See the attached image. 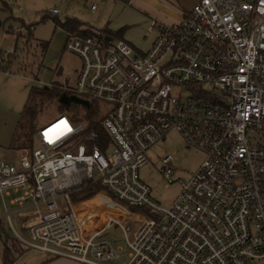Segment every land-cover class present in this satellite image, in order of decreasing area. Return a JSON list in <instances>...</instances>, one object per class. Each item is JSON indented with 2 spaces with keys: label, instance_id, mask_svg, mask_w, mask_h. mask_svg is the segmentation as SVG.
Returning <instances> with one entry per match:
<instances>
[{
  "label": "built area",
  "instance_id": "built-area-1",
  "mask_svg": "<svg viewBox=\"0 0 264 264\" xmlns=\"http://www.w3.org/2000/svg\"><path fill=\"white\" fill-rule=\"evenodd\" d=\"M149 30L143 52L107 34L67 35L65 50L81 59L70 95L109 105L93 126L60 114L39 127L38 147L0 159L11 237L51 258L107 264L123 253L103 237L116 223L121 264H264V0H196ZM171 130L204 157L178 180L173 157L162 158L179 187L162 206L139 169ZM88 181L102 191L76 206L71 195Z\"/></svg>",
  "mask_w": 264,
  "mask_h": 264
},
{
  "label": "rangeland",
  "instance_id": "rangeland-1",
  "mask_svg": "<svg viewBox=\"0 0 264 264\" xmlns=\"http://www.w3.org/2000/svg\"><path fill=\"white\" fill-rule=\"evenodd\" d=\"M92 4L96 5L95 10L91 9ZM53 8L58 9L59 14H50V10ZM123 13L120 14V7L115 6L113 0L104 2L100 0H0L1 160L14 162L17 160V153L25 152L24 149L15 151L10 147V143L28 90L31 87L51 88L53 83H58L62 85V88L66 85L68 88L64 87L63 89L69 91L76 84L81 68V59L77 54L65 50L67 33L59 24L67 16H78L85 23L93 25L95 29L107 25V28L112 29L113 36L126 39L138 49H146L150 34L145 26H128L118 34L116 33L122 28L119 24H122ZM150 18L155 19L154 17L148 19L151 20ZM145 38L147 39L145 40ZM44 42L48 43L46 50H43L42 43ZM183 92L185 93V91ZM42 100L39 127L60 114L73 118V114H86L88 110L82 104L72 102L65 104L60 100V97H42ZM89 103L97 112L87 114L95 119L101 118L109 105L100 100H90ZM35 147H38L37 137H35ZM25 149L29 150V148ZM166 155L173 157L171 178L174 180L187 178L199 166L204 157L200 150L187 146L183 137L175 130L167 132L163 139L146 151L147 162L140 167L139 173L151 187L153 198L162 206L169 205L179 190L176 183L169 184L163 176L162 158ZM93 196L94 194L79 199L73 194L71 199L78 206L81 200L84 201ZM2 210L0 203V222L4 227V233L7 232L11 237L12 233ZM11 216L13 226L19 229L16 214L12 213ZM130 224L136 228L138 222L131 221ZM103 237L121 247L123 252L120 260L107 264H121L128 253L122 230L116 223H113L104 231ZM4 240V235H0V264H7L4 262L3 256ZM9 245L13 249L18 248L14 242L9 241ZM17 252L21 251L18 249ZM23 254L10 264H32L36 258L40 259L44 256L31 251ZM12 255L14 256L15 253ZM55 259V264H82L64 257L51 260Z\"/></svg>",
  "mask_w": 264,
  "mask_h": 264
},
{
  "label": "trees",
  "instance_id": "trees-1",
  "mask_svg": "<svg viewBox=\"0 0 264 264\" xmlns=\"http://www.w3.org/2000/svg\"><path fill=\"white\" fill-rule=\"evenodd\" d=\"M59 25L66 31L67 35L69 33L85 35V36L101 35V34H107L109 36L113 35L112 34L113 31L108 29L107 27H103L99 30L98 29L95 30L93 29V27L87 26L86 23L82 22L81 20L75 17H66L65 20ZM121 30L116 31V33L118 34ZM47 44H48L47 42L42 43L43 50H46ZM63 88L62 85L58 83H53L51 88L31 87L28 90L27 98L25 100L23 108L19 113L15 132L13 134L10 143L11 148H13L14 150H19L25 148L32 149L34 147L35 137L37 136V132L39 129V119L42 112V103H43L42 97H61L63 95L65 96L70 95V91L65 90ZM87 109L88 112L86 111V114H82V115L73 114V118L78 121H83V120L87 121L88 119L91 121L90 123L88 122V126H93V124L96 122V119L93 118L92 116L89 117L87 113L89 112L95 113L97 111L94 109L93 105L91 104L90 107ZM98 191H102V187H100L96 183L88 181L82 186V188L78 192L73 194L76 195V197H79V199L82 198L84 199L93 195ZM8 248L9 247L5 243L4 257L6 259H7L6 251L8 250ZM6 262L11 263V261L8 260H6Z\"/></svg>",
  "mask_w": 264,
  "mask_h": 264
},
{
  "label": "crops",
  "instance_id": "crops-1",
  "mask_svg": "<svg viewBox=\"0 0 264 264\" xmlns=\"http://www.w3.org/2000/svg\"><path fill=\"white\" fill-rule=\"evenodd\" d=\"M100 1L104 2L105 0H100ZM113 1H114L115 6L120 7V14H121V12L123 13V11H124L123 16H122V24H119V26H122V28H120L119 30L127 28L128 26L130 27V26H134V25H140V26L143 25L148 29V34H150V38H148L146 49H144V50H142L140 48L138 49L136 46H134L131 42L128 41L134 47L135 50L140 51V52H143L150 47V45L153 41L154 35H155L154 32H150V30H149V22H150V20L148 19L149 17H154L155 19L163 21L165 23L176 22V21H179L180 19H182L183 15L187 11H189L196 3V0H127V1L126 0H113ZM67 17H75V18H78L79 20L82 21V19H80L78 16H67ZM82 22H84V21H82ZM130 23H133V24H130ZM86 25L93 27V25H91L89 23H86ZM106 26H104V27H106ZM101 28H103V27H101ZM101 28L95 29L93 27V29H95V30H97V29L99 30ZM108 29L112 30L111 28H108ZM119 38H121V37H119ZM146 39L147 38H145V40ZM15 151H17V150H15ZM113 210H115L117 212L116 213L114 211L115 212L114 214H116L117 216L119 215L120 218H124L127 216V214H129V211L127 210L126 207H124V205L123 206L119 205V208L113 207ZM1 229H2L3 233L0 235H4V239H5L4 240L3 256L5 253V243L9 247L8 250L6 251L7 259L4 257L5 263H7L6 260L11 261V263H13L20 255H22L23 253L25 254V252H27V251H31V252L38 253L40 255H44L40 259L36 258L35 262H33L32 264H55L56 259L51 260L54 258H51L50 256H48L45 253H41V252L33 251V250H28V249L24 248L16 240H14L12 237H10L7 234V232L4 233V227L3 226H1ZM9 241L16 243V245L18 246V248H16V249L17 250L19 249L21 252L18 253L16 249H13L11 247V245H9ZM13 253H15L14 256L12 255ZM75 262H77V261H75ZM9 263H7V264H9Z\"/></svg>",
  "mask_w": 264,
  "mask_h": 264
},
{
  "label": "water",
  "instance_id": "water-1",
  "mask_svg": "<svg viewBox=\"0 0 264 264\" xmlns=\"http://www.w3.org/2000/svg\"><path fill=\"white\" fill-rule=\"evenodd\" d=\"M60 100L62 102H64L65 104H68L69 102H72V103H78V104L85 105L86 107L88 106V102L86 100L81 99V98H79L77 96H74V95H70V96L63 95V96L60 97Z\"/></svg>",
  "mask_w": 264,
  "mask_h": 264
}]
</instances>
